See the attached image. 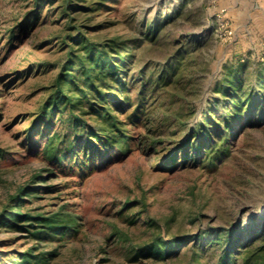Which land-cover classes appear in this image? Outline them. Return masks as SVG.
Segmentation results:
<instances>
[{"label":"trees","instance_id":"obj_1","mask_svg":"<svg viewBox=\"0 0 264 264\" xmlns=\"http://www.w3.org/2000/svg\"><path fill=\"white\" fill-rule=\"evenodd\" d=\"M118 2L35 0V9L9 29L8 43L13 45L46 25L49 17L64 22L61 31L41 43L55 41L64 54L52 63L57 73L26 136L44 134L43 154L57 170L125 158L137 150L156 154V161L170 169L177 168L179 160L184 167L233 161L238 140L250 128L263 125L264 57L254 66L245 61L227 65L215 99L197 109L194 97L209 40L193 29L173 30L178 11L140 21L128 31H113L121 20L97 18L116 11ZM44 4L47 13L42 17ZM191 14L198 23L199 16ZM171 34L173 38H165ZM157 46L155 57L152 51ZM36 64L50 63H31L29 68ZM42 171L54 172L55 167ZM41 179L50 190L47 177L36 173L0 211V227L22 232L27 242H33L12 255V264H54L61 249L83 233L84 223L69 203L50 212L23 209L27 197H40ZM133 203L125 201L123 208ZM113 235L121 238L122 232L117 229ZM142 256L162 264H264V208L247 219L241 214L196 233L159 235L134 259Z\"/></svg>","mask_w":264,"mask_h":264},{"label":"rangeland","instance_id":"obj_2","mask_svg":"<svg viewBox=\"0 0 264 264\" xmlns=\"http://www.w3.org/2000/svg\"><path fill=\"white\" fill-rule=\"evenodd\" d=\"M45 6L42 17L47 13ZM35 7V0H0V149L4 150L0 157V211L33 175L47 177L52 188L45 189L46 182L39 180L40 197H27L23 209L50 212L69 203L84 223L83 233L61 249L54 264H162L134 256L159 235L196 233L241 214L247 219L264 208V120L262 127L250 128L238 140L233 161L213 167H184L179 160L177 168H164L156 154L142 150L108 162L96 160L84 168L57 170L48 163L43 154L44 134L27 137L26 129L57 73L52 63L64 54L55 41L41 43L61 31L64 22L52 16L22 42L17 39L9 45L7 38L9 29ZM116 7L113 13L97 18L121 20L113 31H128L140 21L173 16L178 11L173 30L193 29L209 40L194 97L197 109L215 99L217 82L227 65L245 61L254 66L263 60L264 0H119ZM192 11L200 18L196 24ZM158 49L152 51L155 57ZM39 62L51 65L29 68ZM47 166L55 171H42ZM125 201L134 203L123 208ZM117 229L121 238L113 235ZM32 244L22 232L0 227V263H14L12 255Z\"/></svg>","mask_w":264,"mask_h":264},{"label":"crops","instance_id":"obj_3","mask_svg":"<svg viewBox=\"0 0 264 264\" xmlns=\"http://www.w3.org/2000/svg\"><path fill=\"white\" fill-rule=\"evenodd\" d=\"M239 3V2H238ZM237 4V3H236Z\"/></svg>","mask_w":264,"mask_h":264}]
</instances>
